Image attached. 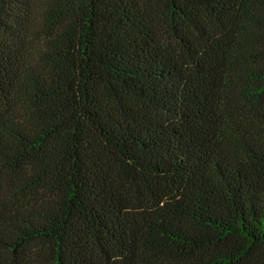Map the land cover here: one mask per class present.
I'll use <instances>...</instances> for the list:
<instances>
[{"label": "trees", "instance_id": "16d2710c", "mask_svg": "<svg viewBox=\"0 0 264 264\" xmlns=\"http://www.w3.org/2000/svg\"><path fill=\"white\" fill-rule=\"evenodd\" d=\"M0 264H264V0H0Z\"/></svg>", "mask_w": 264, "mask_h": 264}]
</instances>
